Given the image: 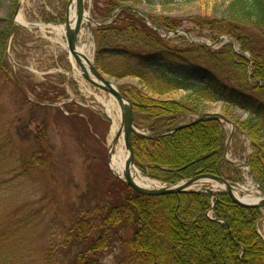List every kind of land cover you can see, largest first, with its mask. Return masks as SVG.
Segmentation results:
<instances>
[{
	"label": "trees",
	"instance_id": "1",
	"mask_svg": "<svg viewBox=\"0 0 264 264\" xmlns=\"http://www.w3.org/2000/svg\"><path fill=\"white\" fill-rule=\"evenodd\" d=\"M128 1L135 5L125 8ZM140 1L99 0L92 13L100 23L94 32L95 66L113 78L139 79V85L146 89L120 87L133 105L135 125L151 133L133 137L138 168L169 186L205 175L225 177V171L232 169L225 161L227 134L223 123L205 119L193 124L209 105L222 102L224 114L236 124L238 135L250 141L253 153L249 166L264 192V52L240 38L244 31L253 36L257 31L264 38V0H232L221 19L195 21L205 32L199 37L214 43L229 37L240 46L239 54L232 43L215 51L191 44L184 37L178 38L183 42L179 44L162 38L135 10ZM117 11L120 13L114 20ZM150 19L164 33L181 29V23L168 18ZM10 30L0 31V107L6 79L3 72L9 68L3 56ZM246 52L250 57L244 55ZM181 90L190 93L185 101L151 98ZM45 94L35 97L41 101ZM24 100L27 102L26 97ZM236 109L248 117L237 121L232 113ZM180 124L187 125L164 134ZM48 138L42 130L40 140L36 139L39 154L26 156L27 170L40 168L41 157L49 155ZM236 140L239 142L238 136ZM179 141H190V146L177 145ZM199 142L206 147L200 148ZM215 152L217 155L211 156ZM123 187L113 184L106 194H91L95 197L89 198L88 206H78L75 220L64 229L61 239H54L41 264H104L102 253L118 245L123 255L113 264H264V240L257 229L260 209L243 208L228 194L216 199L203 193L149 197ZM6 206L0 203V215L8 212ZM16 215L19 219L8 221L0 230V264H32L34 259L28 252L22 258L15 256L19 250L13 238L15 234L19 238L21 232L12 230V225L24 219L23 229L30 233L36 218Z\"/></svg>",
	"mask_w": 264,
	"mask_h": 264
},
{
	"label": "rangeland",
	"instance_id": "2",
	"mask_svg": "<svg viewBox=\"0 0 264 264\" xmlns=\"http://www.w3.org/2000/svg\"><path fill=\"white\" fill-rule=\"evenodd\" d=\"M97 1L99 0H86L91 20V13L96 8ZM140 2L135 10L145 20L150 22L152 17H164L169 21L181 23L180 35L177 38L175 33L169 35V38L175 41L173 43H183L177 40L184 37L189 43L198 41L210 45L209 41L199 37L205 32L195 25V21L221 19L232 0ZM66 4V0H0V31H6L12 26V34L3 56V63L9 68L5 67L3 72L6 79L0 107V203L7 204L8 212L5 216L0 215V230L8 221L19 219L20 216L16 214L35 216L30 233L23 229L26 223L24 219L12 225V230L21 232L19 238L18 234L13 238L18 241L19 251L15 256L22 258L25 252H28L34 257L32 264H41L54 239H61L64 229L75 220L77 207L88 206L89 198L95 197L91 194H106L113 184L115 188H124L123 181L109 168L108 138L112 120L107 114L105 103L114 99L85 82L79 73L76 74L66 52L65 36L58 34L48 23L51 18L58 20L61 15L64 16ZM134 5L132 1L124 4L126 8ZM20 13L25 22L31 25L46 24L49 27L18 25L15 20ZM119 13L120 11H117L115 15L118 16ZM94 26L96 24L93 21L92 27ZM254 32L257 33L255 36L249 31H244L240 38L264 52V38H260L263 36L259 32ZM85 44L92 47L93 57L95 45L92 29H89L87 24L80 33L79 47ZM235 46L240 50L237 43ZM245 55L249 56L248 52ZM56 56H60L59 63L65 70H72V76H66L71 77V80L66 82L65 86L57 87V80L49 81L46 77H41V72L54 69L52 66L56 65V60L53 61V57ZM15 77L24 83L18 85ZM52 86L55 89L51 88ZM183 92L185 91L151 98L159 102L185 101L190 93ZM41 93L46 94L38 101L35 95ZM69 95L78 97L82 105L64 98ZM25 97L28 103L24 100ZM209 106L207 111H219V105ZM219 112L224 113L223 106ZM232 113L237 121L246 119L241 112ZM223 124L227 134L228 161L233 165L227 162L232 170L225 175L230 177L233 183H240L236 187L245 196L262 197L244 165L252 151L250 141L241 134H234L232 126ZM42 130H45L50 142L47 151L49 155L45 156L48 162L41 157L40 168L27 170L26 156L39 154L36 139L40 140ZM237 136L239 142L236 140ZM189 142L179 141L176 144L190 146ZM209 184L213 189L221 190L218 184ZM7 218L9 220H6ZM102 254L106 257L104 264H113L123 255V249L120 245L113 246Z\"/></svg>",
	"mask_w": 264,
	"mask_h": 264
},
{
	"label": "water",
	"instance_id": "3",
	"mask_svg": "<svg viewBox=\"0 0 264 264\" xmlns=\"http://www.w3.org/2000/svg\"><path fill=\"white\" fill-rule=\"evenodd\" d=\"M71 3H72V0H70V5H72ZM76 3H77L78 12H77L76 22H75V25L73 27H71V24L69 23L70 10L68 9V11L66 13L67 40H68V45H69V51L74 56V58L77 60L78 64L80 65V67L84 71L83 77L90 84L106 91L107 93H109L113 97H115V99L118 101V103L121 106V109H122V127L120 129V132H118L115 139L113 140V145L116 144L117 139L122 135L124 138L126 150L128 153V157H127V164H128V167H127V169H128V181L127 182H128V184L136 192H138L140 194L147 195V196H164V195L190 192L191 188L194 185H197L200 181H202V182L214 181L220 185H223L226 189V192L233 198V200L237 204H239L243 207H248V208H250V207H254V208H258V209L264 208V199L259 200V202L255 203V204L245 203L238 198V196L236 195L237 191L235 190V187L232 184H230L229 182H227L226 180H224L222 178H219L217 176H212V175L199 176L195 180L191 181L188 184H182L180 186H176V187H172V188H158L156 190H150V189L146 190V189L139 187L135 183V181L132 178V169H134V170L137 169L135 155H134V149H133V144H132L133 135L135 134L134 109H133V105L129 102V100L124 98V96L117 89V87L119 85L125 84L127 82L121 83L118 80H111V79L107 78L106 76H104L97 68L92 67V75L96 79L95 80L91 77L90 73L86 70V68H85V66L81 60V56L78 52V48H77L78 33L81 29L83 20L85 18V0H76ZM208 117L221 119V120H224L228 123H231L226 117H224L220 113L205 115L202 119H205ZM202 119H200V120H202ZM182 128H183V126L176 128V130H180ZM170 132H171V130H167V132H165V133L167 134ZM111 157H112V152L110 154V158ZM208 192L211 194H217L216 192L209 190V189H208ZM239 196L242 197L241 194H239Z\"/></svg>",
	"mask_w": 264,
	"mask_h": 264
},
{
	"label": "bare ground",
	"instance_id": "4",
	"mask_svg": "<svg viewBox=\"0 0 264 264\" xmlns=\"http://www.w3.org/2000/svg\"><path fill=\"white\" fill-rule=\"evenodd\" d=\"M22 1H26V0H22ZM75 4H76V0H72V5H71V8H70V13H71L70 14V24H71V27H73L75 25L76 18H77L76 17V9H75V6H77V5H75ZM16 20H17V22L19 24H23V25L28 26V27L33 26V25L25 22V20L23 19L22 13H20L18 15ZM55 30L58 31V34L63 35L66 32V27H65V25L56 26ZM79 52H80L81 58L83 59V64H84L86 70L91 72L92 71V63H93V57H91V54H92L91 47L88 44H85V45H83L82 47L79 48ZM70 61L72 62L74 68L77 70V73L82 74V69L78 65V63L75 60V58L73 57V55H70ZM137 82L138 81H136V83ZM183 93H186V92H183ZM111 97L114 100L105 103V107L107 108V114L110 116V118L112 120V125H111V128H110L111 130H110V134H109V138H108V144H112L113 139H115V136L118 134V132H120V126H121V107H120L119 103L116 101V99L113 96H111ZM215 104L219 105V111L222 108V106L224 107L222 102H218V103H215ZM219 111H215V112L206 111L205 113H203L202 116H200L199 119H202L205 115H209V114L220 113V114L224 115L223 112H219ZM234 112H241L244 116H246V118L248 117L247 113H244V112H242V111H240L238 109L234 110ZM205 119H215V118L208 117V118H205ZM205 119H202V120H205ZM202 120H200V121H202ZM171 131L175 132V131H178V130L172 129ZM199 147L200 148H204V147H206V145H205L204 142H199ZM252 153L253 152L251 151V153H250V155H249V157H248V159L246 161L247 164H249V160H250V157H251ZM216 155H217V152H215V154L212 153L211 156H216ZM44 160H45V162H48V158H45ZM225 161H226V153H225ZM110 167L112 168V170H113L114 174L116 175V177L119 180L123 181V183H122L123 185L128 186L134 192H136L127 182L128 181L127 152H126V148H125V141H124V138H123L122 135L117 139V142H116V144L114 146L113 157L110 160ZM229 171H231V170L228 169V171H225V174L227 172H229ZM132 178L135 181V183L139 187H141L143 189L156 190V189L160 188L159 184L153 182L151 179H149L148 177H146L143 174H141L138 170L132 169ZM196 178L197 177L183 180L181 183L175 185V187L176 186H180L182 184H188L191 181L195 180ZM220 178H222V179H224L226 181H231V178L228 177L227 175H225V177H220ZM201 183H202V181H200L197 185H194L191 188L190 192H185V193L209 194V195H211L213 197V199H216L220 195L219 193H217V194L209 193L208 192V188H202V187L200 188L199 185ZM136 193H138V192H136ZM138 194H140V193H138ZM179 194H181V193H179ZM140 195H143V194H140ZM144 196H147V195H144ZM149 197H160V196H149ZM243 200L245 202H255V201H257V197H255L253 195L245 196ZM239 206H241V205H239ZM241 207H243V206H241ZM243 208H248V207H243Z\"/></svg>",
	"mask_w": 264,
	"mask_h": 264
}]
</instances>
